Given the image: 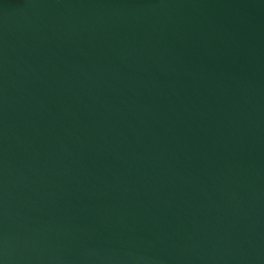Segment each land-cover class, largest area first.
Listing matches in <instances>:
<instances>
[{
  "label": "water",
  "instance_id": "water-1",
  "mask_svg": "<svg viewBox=\"0 0 264 264\" xmlns=\"http://www.w3.org/2000/svg\"><path fill=\"white\" fill-rule=\"evenodd\" d=\"M0 264H264V0H0Z\"/></svg>",
  "mask_w": 264,
  "mask_h": 264
}]
</instances>
